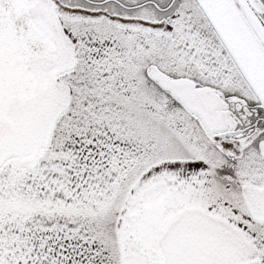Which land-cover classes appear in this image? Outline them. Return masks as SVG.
<instances>
[{
  "label": "snow or ice",
  "instance_id": "snow-or-ice-1",
  "mask_svg": "<svg viewBox=\"0 0 264 264\" xmlns=\"http://www.w3.org/2000/svg\"><path fill=\"white\" fill-rule=\"evenodd\" d=\"M0 264H264V0H0Z\"/></svg>",
  "mask_w": 264,
  "mask_h": 264
}]
</instances>
